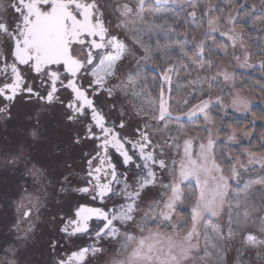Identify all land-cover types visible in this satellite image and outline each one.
Instances as JSON below:
<instances>
[{"label": "snow or ice", "instance_id": "6c2138e0", "mask_svg": "<svg viewBox=\"0 0 264 264\" xmlns=\"http://www.w3.org/2000/svg\"><path fill=\"white\" fill-rule=\"evenodd\" d=\"M200 7L0 0V125L22 134L0 146V167L26 178L0 231V264H28L21 249L38 232L46 264H264V132L253 143L254 121L224 119L249 112L235 69L264 72V50L250 62L243 33L221 28L234 17L209 5L204 35L223 38L210 49L197 35ZM229 47L243 55L229 60ZM177 77L191 90L183 107L171 103Z\"/></svg>", "mask_w": 264, "mask_h": 264}, {"label": "rangeland", "instance_id": "374dc122", "mask_svg": "<svg viewBox=\"0 0 264 264\" xmlns=\"http://www.w3.org/2000/svg\"><path fill=\"white\" fill-rule=\"evenodd\" d=\"M154 3V0H152ZM195 3L201 5V7L198 9V14L196 17V25H203V27H198L197 28V35L199 37H202L205 39L206 44L208 47L212 50H218L219 48L223 47L222 40L223 38L220 37L219 32H209L207 36L204 35L206 29H207V19L208 17H204L202 15L204 7L206 6H211L214 11L212 12V15L214 16H221L222 19L226 20L229 16L234 17V20L232 24H227V25H221V28L224 27H234L236 31L239 32L240 27L242 26V22L246 19L248 16L247 13H243L242 9L243 7H237L236 8V2L237 0H194ZM257 6V11L252 12L251 8L253 4H249L248 8L249 11H251L252 15L257 16V14H261L264 10V8H261L260 6V0L259 2L257 1L254 3ZM191 9H185L181 10L179 7H176L174 11L180 16L181 20L183 21L184 19L191 20V17L187 16V11ZM145 16L148 20H152L153 17L146 11ZM155 22L156 23H163V18L162 17H155ZM169 23H171V16H169ZM251 29L258 34V37L255 39H244L246 45H247V51L251 54V61L252 63L256 64L259 59H261L259 53L264 50V20H261L257 17L253 19V22H251L250 25ZM189 34H191V30L189 29ZM228 59H231V56L233 54V51H235L236 55H243L244 50L240 49L237 47L235 50H233L231 47L228 48ZM234 64L235 61H232ZM135 66L133 65V68ZM237 73V88L240 90V94L250 103V110L249 112L254 109V108H261L264 110V87L257 86L254 82L250 85H248L246 88H243L242 83H243V76L249 74H254L255 76L260 77L261 74H264L261 72L259 66L255 69H241L237 67L235 69ZM264 75H262L263 77ZM241 77V78H240ZM149 82L152 81L153 76L149 75ZM207 87V85H205ZM172 93H171V103L174 107H183V101L186 98H189L191 96V90L190 89H185L184 87V78L183 77H177L174 78V82L172 85ZM230 90V89H229ZM158 92V88H157ZM227 95V92L225 93ZM230 115H233L238 118H243L244 115H241L239 113H233L231 109L228 110ZM247 113V115L249 114ZM222 115V113L217 112L215 115ZM227 117V116H226ZM225 117V118H226ZM186 127L188 128H195L196 125L193 124H185ZM173 128H175V125H172ZM193 135H195V132H193ZM244 141L247 139H243ZM242 140V141H243ZM241 141V143H242ZM234 151L237 148V145H230ZM169 156H172V152H168ZM178 159V158H177ZM170 166H171V161H170ZM169 179V177H168ZM201 248H203V242L201 241ZM202 264V262H201Z\"/></svg>", "mask_w": 264, "mask_h": 264}, {"label": "flooded vegetation", "instance_id": "af4514ba", "mask_svg": "<svg viewBox=\"0 0 264 264\" xmlns=\"http://www.w3.org/2000/svg\"><path fill=\"white\" fill-rule=\"evenodd\" d=\"M125 71H127V68ZM146 75L147 80L150 79L149 75L153 76L151 69L147 70ZM21 138L22 134L17 122L10 123L6 127L0 125V146L14 148ZM45 148L46 145L43 143L33 145L36 154H40ZM170 161H167L169 165ZM25 179L18 171L0 167V231H6V227L14 222L15 213L14 208L11 206L12 200L19 198L18 189L24 187ZM163 179L168 180L166 173ZM21 254V259L28 262V264H46L48 257L45 248V237L38 232L36 238L27 247L21 249Z\"/></svg>", "mask_w": 264, "mask_h": 264}, {"label": "trees", "instance_id": "16d2710c", "mask_svg": "<svg viewBox=\"0 0 264 264\" xmlns=\"http://www.w3.org/2000/svg\"><path fill=\"white\" fill-rule=\"evenodd\" d=\"M259 2V0H237L236 2V8L237 7H243L242 12L243 13H249L248 16L246 17V19L242 22V26L239 29V32L243 33V38L244 39H255L258 37V34H256L250 27L251 22H253V19L255 17L259 18L260 14H257V16L252 15L251 11H249L248 5L249 4H254L256 2ZM247 11V12H246ZM264 12V10H263ZM153 73V72H152ZM264 73V72H263ZM261 74L260 77L255 76L254 74H247L243 76V83L242 86L243 88H246L248 85L252 84L253 82L257 85V86H261L264 87V76L262 77ZM241 78V77H240ZM246 85V87H245ZM217 117V120L219 122V117L221 115L216 114L215 115ZM233 115H229L227 116L225 119L226 123H232L233 121ZM238 118V117H237ZM241 126H244L245 122H255L256 128L254 129L255 132V139L253 140V143H255L256 141H258L260 139V133L264 132V110H262L261 108H254L252 109L248 115L244 116L243 118H238ZM248 144V140L246 142V140L242 141L241 143V147H240V151L243 150V146H246Z\"/></svg>", "mask_w": 264, "mask_h": 264}]
</instances>
